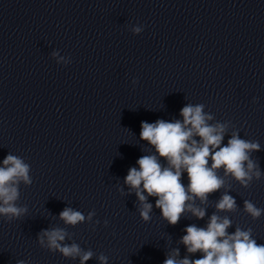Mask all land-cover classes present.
Instances as JSON below:
<instances>
[{
	"label": "clouds",
	"instance_id": "obj_1",
	"mask_svg": "<svg viewBox=\"0 0 264 264\" xmlns=\"http://www.w3.org/2000/svg\"><path fill=\"white\" fill-rule=\"evenodd\" d=\"M142 30V26L131 29L133 34H140ZM51 57L57 64L71 62L57 50L51 53ZM204 108V104L188 103L180 110L182 120L141 122L140 139L155 152L141 156L136 162L138 168L128 170L124 183L129 192L135 191L139 201L137 210L144 222L151 219L153 209L148 197L156 198L155 207L160 209L161 217L174 226L185 212L196 219H204L206 208L198 206L196 200L201 205L208 204L209 196L225 187V177L230 176L240 186L248 188L254 179L259 180L264 175L258 160L252 157L254 152L261 151L259 142L242 139L238 132L232 131L224 144L230 122L210 124L214 115L206 113ZM161 160L166 163L162 164ZM30 172V165L11 153L0 162V217L8 222L20 219L28 212L27 206H19L17 201L20 184L31 186L33 183ZM184 174L187 175V185L182 181ZM229 190L215 201V211L206 226L190 224L184 229L185 234L179 242L189 255L179 258V249H172L163 264H264V244L257 243L252 229L236 226L234 232H229L233 226L231 219L228 215H219L238 210L237 201ZM243 211L253 220L264 214V208H258L250 200L243 201ZM94 216L92 211L86 218L72 207H65L59 213V219L71 226L92 222ZM66 239H69V233L61 227L44 229L37 235L41 248L58 252L64 258H78L79 264H86L96 255L76 242L66 243ZM196 253L201 254L200 258L190 259ZM96 258L99 264H108V257L103 253ZM17 264H26V261L18 260Z\"/></svg>",
	"mask_w": 264,
	"mask_h": 264
}]
</instances>
